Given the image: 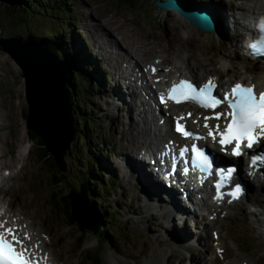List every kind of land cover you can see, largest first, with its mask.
<instances>
[{
  "label": "rangeland",
  "instance_id": "1",
  "mask_svg": "<svg viewBox=\"0 0 264 264\" xmlns=\"http://www.w3.org/2000/svg\"><path fill=\"white\" fill-rule=\"evenodd\" d=\"M65 1L68 5L66 7L68 12L54 9L53 5L45 0L44 4L41 3V7L52 10V12L42 13L43 11H40V9L35 10V12L26 11L23 14V18L26 19L23 24L17 23L16 5L9 3L7 5L8 9L0 12V38H19L27 42L44 39L52 43L56 34L63 32L62 28H68L67 38L69 42L67 41V46L64 45L65 41L61 44L62 55L68 53V48L70 51H75L73 41H75V45L76 41L80 44L82 51L80 54L83 53L82 55L85 56V62L82 61L81 68H74L77 71L75 100L81 105L89 103V106L80 108L77 105L79 111L77 109L72 114L73 127L75 125V128H73L71 142H68L67 147H65V143L68 140L69 132L67 131L68 125L66 128L65 122L70 119L62 118V122L63 119L65 122L62 123L60 141L65 143L62 150L58 151L57 156H60L64 150L65 155L63 157L64 164H60V167L57 166V173L63 174L60 175L63 179V185L60 188L62 191H68V194L73 195L71 190L82 192V189H84L85 194L88 192L93 196L95 195V199L87 203L92 209L91 217L94 224L85 221L86 228L83 229L85 243L82 249H79L76 243V240L81 236L79 226H67L64 216V212L67 213V202L61 200L62 194L58 192L55 186H51L56 179L54 175L55 168L51 167L49 158L43 159L45 152L41 153L40 143L31 144L29 141L27 133L29 131L27 127L28 103L25 95L26 79L23 76V71L1 47L0 155L4 154V157L0 159V167L10 168V176L14 178L12 181L6 179L5 182L8 184H3L5 190L1 192L0 198L3 197L5 201L12 202L16 210L23 209L37 227H42L41 230L50 234L54 243L53 252L60 264H91L87 262V253H97L99 264H147L148 255L141 250L144 246L147 249L153 246L155 247L154 250L158 248L165 249L167 251L166 258H169L171 256V250L168 249L170 246L168 244H158V240L155 238L160 233H164L162 229L154 225L155 220L158 223L162 219L160 212L158 213L156 207H153L158 206V204L151 203L152 208H150L149 213H155L156 218L150 221L148 210L143 205L140 208L141 202L134 199V194L137 191L134 180H129L128 176H124L121 171L114 174L105 165H109L110 161L107 153H112L113 162H111V166L116 167L120 162L119 155L129 154V148L133 143L131 133L136 132V129L130 128L131 117L123 109L113 107L114 104L111 107L106 106L109 98H107L105 92L103 95V90H101L102 85L105 84L103 79L105 73L102 74L104 72L102 68L106 65L103 63L100 71L95 58L91 55V53H94L96 57L97 54L101 57V51L93 43L86 22L95 25L91 22L109 19L110 21H116L120 26L137 31L144 40L151 43L154 41L152 39L156 38V43L153 42L152 44V51L144 58L143 62H140L141 66L146 63L152 64L158 56L166 59L167 63L171 60L173 64L177 63L179 65L183 62L178 59H187L188 56L191 58L188 62L192 65L197 64L196 71L203 78L216 76L219 77L220 82L229 81L230 79L232 81H247L253 78L256 82L262 81L263 83V75L257 76L255 73L256 70H263L261 63H257L255 70L251 72L245 70L244 65L241 63V57L245 51L242 49L244 37L235 36L240 30L234 28L232 24L234 20H238L241 24L247 22L242 18L243 13L238 6L243 0H222V4L229 10L228 22L231 25L226 27V37L222 35L223 33L219 35L201 31L188 21L184 19L182 21V17L176 12L163 13L155 5L158 0H129L132 2L133 7H127L125 5L126 0ZM185 1L192 4L189 2L191 0ZM229 1L236 4H234V8H230ZM196 3H201L200 5L206 7L212 4L211 0H196ZM244 6L249 7L250 3ZM69 22H73L77 29L73 31V28H69ZM123 29H120V34L128 36L130 32ZM117 34L119 33L117 32L114 35L117 36ZM81 37L86 40L88 49L82 43ZM87 60L95 61L92 62V68L87 67ZM225 63L230 65L229 68L233 71L230 70V72L225 73ZM66 66L68 67L67 63ZM180 71L183 74L185 73L183 69ZM66 81L68 84L69 80ZM91 83L92 86H90ZM77 116L81 117L80 123H76ZM134 119L137 120L135 117ZM83 120L87 122L84 123ZM141 128L142 126H139V129ZM103 147L108 148L107 156L100 154ZM26 151H28L27 154ZM19 152H22V154H19ZM40 159L44 160L43 163L40 162ZM99 168H104L100 174L96 172ZM89 176L90 179L95 181L92 186H90ZM96 182H100L97 189H101L102 194L93 193ZM85 184L88 186L87 189L83 187ZM263 184L260 183L259 190ZM85 194L82 195L83 199ZM100 197H102V201L99 199L100 201L97 202V198ZM76 199L80 198L76 197ZM83 199L74 201L76 203L80 202L82 205L84 203ZM143 200L146 199L143 198ZM51 201L57 204L59 210L52 209ZM263 201L264 195L252 193L246 201L244 200L231 207L225 219H220L223 231L221 236L225 242L226 252L224 260L217 258V264H226L227 261L233 259L234 261L239 259L240 262L250 261L251 264H264ZM85 206L84 210L87 208L89 210V207L85 208ZM107 211L108 214L115 212L116 222L108 221V219L103 220L102 215ZM82 217L85 219L84 216ZM97 224L100 225L104 233V240L97 239L94 236L93 232L94 229H97ZM207 232L203 237L208 239L211 244V229H207ZM243 235L245 237L242 238L246 242L242 245L240 238ZM194 249V252L200 254L203 258L206 257V259L204 258L205 263L213 257V249H210L205 255H203L201 248L195 246ZM182 254L187 259L181 261V257L178 256L174 264H194L192 260L188 259L191 254L193 255V252L183 251ZM168 264H170V261Z\"/></svg>",
  "mask_w": 264,
  "mask_h": 264
},
{
  "label": "bare ground",
  "instance_id": "2",
  "mask_svg": "<svg viewBox=\"0 0 264 264\" xmlns=\"http://www.w3.org/2000/svg\"><path fill=\"white\" fill-rule=\"evenodd\" d=\"M161 2H166L162 1V0H158ZM180 1V0H178ZM190 3H192L191 5L199 7L201 3H196V0H191L189 1ZM212 4L211 6H209L207 9H209V11L213 14V19L216 21V28L213 30V32L217 33V34H222L225 35L226 37V27H230V23L228 22V13L229 10H227V8L222 4V0H211ZM221 4H218V3ZM229 6L230 8H234V2L233 1H229ZM250 3L249 7H245L244 5ZM236 5V4H235ZM203 7H206L204 5H202ZM239 10L243 13V19L245 21H251L252 19H255L258 15H261L264 13V0H243L241 3H239ZM248 6V5H247ZM161 9V8H160ZM163 11V10H162ZM163 13L168 14V11H163ZM171 13V12H170ZM172 13H175L174 11H172ZM182 17V16H181ZM181 17H178L179 19ZM241 18V19H242ZM113 19V18H112ZM187 19H185L184 17L181 18V20L183 21ZM109 20V19H107ZM106 20V21H107ZM95 21V22H91V23H95V25H91L87 23V29L89 30L90 34L92 35L93 38V43L97 46V48L101 51V57H99V54L96 55L93 53V56L97 62V64L101 65V63H105V67L102 68V71H104L103 73L107 74V81L105 82V84L102 85V89L103 90V95L104 92L107 94V98H109L108 102L106 103V106L111 107L112 104L113 107L116 108H120L121 110L123 109L125 113L127 114H131L134 113L135 111L138 112V116L140 117V120H142L144 125H147L150 123L145 120L146 118V111H145V107L144 105H138V108L136 110V105H134V103H131L129 96L132 98V100H135L137 98L135 93H132V95L129 93L128 94H124V81L123 79H125L124 77L127 75V77L129 76V63L132 65L133 63L136 64V66H139V63L143 60L144 58L152 51V44L153 42L156 43V38L152 39L154 41H152V43L150 41L144 40L140 34L137 33V31H133L130 30L127 27H123L122 25L120 26L119 24H117L116 21ZM231 21V20H230ZM189 22V21H188ZM242 22V21H241ZM186 23V22H185ZM190 24L193 25V23L189 22ZM187 24V23H186ZM189 26V24H187ZM234 28H237L238 30H240V32L238 31V34H236L235 36H238L239 38L244 37L245 34H243L246 25L245 24H241L238 20H234L233 24ZM195 26V25H193ZM117 28H119V30H117ZM124 28V29H123ZM120 29L129 31L130 34L128 36H125L123 34H120L121 31ZM225 31V33H224ZM119 33L117 34V36H115V33ZM204 32V31H203ZM212 33V32H209ZM228 37V36H227ZM57 38V36L55 37ZM11 39H16V38H11ZM89 39V38H88ZM26 41V40H25ZM25 45H30L31 47H29V49H39L40 52H47L48 54H50L51 56H53V58H57L53 55V53H51L49 50L47 49H43L42 47L38 46L34 41H31L30 44H28V42H25ZM76 46L80 49V44L76 41ZM238 47V46H237ZM90 49V48H89ZM244 50V48H242ZM180 51H182L181 49H179ZM38 53L39 51L36 50ZM40 54V53H39ZM12 57V59L21 67L22 71H23V76L26 79V92L27 95L29 93V89H28V79H27V74L25 72L24 67L20 64L19 62V56L16 54V56L14 55V57L12 55H10ZM182 57V56H181ZM185 57V56H184ZM82 58L84 59L85 56L82 55ZM241 63L244 65V69L248 70V71H252L255 70L256 67V63L255 61L251 60L248 56H246L244 53L242 54L241 57ZM37 59V58H36ZM191 58L187 56V59H183L181 58V60L183 61V63L185 64V69H183V65L180 66V69H183L186 72V75L190 76L193 80L196 81H202L203 78L201 76V74H199L196 71L197 68V64L192 65L190 64L188 61ZM54 60H58V59H54ZM160 62L158 63V67L163 66V72L165 73L163 75V79L165 80V85H168L171 83V81L175 78H177V74L181 73L180 76H182V72H179L178 68L176 65H172L171 68L172 69H168L169 67V63H167V60L164 59L163 57H159ZM46 62L45 66H46V72L49 71V76H52V78H55L56 81H59V76L60 73L58 72L59 76L56 74L55 70L52 69V67L49 68L48 61L44 60ZM126 62L128 65H123V63ZM35 63L37 64L38 67V71L36 69V74H39L38 77H40V66L42 68L43 64H42V60L41 61H35ZM179 63V62H178ZM229 63V62H228ZM141 64V63H140ZM95 66V65H94ZM146 66V64H145ZM144 66V67H145ZM241 66V65H239ZM230 65H228L227 63H225L224 65V72L228 73L231 71H233V69L229 68ZM232 67V66H231ZM96 68V67H95ZM241 68V69H243ZM173 70V71H172ZM172 71V72H171ZM244 71V70H242ZM169 72V73H168ZM102 73V74H103ZM244 74V73H243ZM99 76V75H98ZM234 77V76H233ZM98 78V77H97ZM41 78H39L38 83ZM238 80H234L232 81L231 79L228 81H223L220 84V88L221 89H228L229 86H231L232 84H235V82L237 83ZM42 82H44V80H42ZM230 82V83H229ZM249 84H256L258 89L260 90H264V73H263V83L261 82H255L254 79L248 80ZM59 84V82H58ZM31 86V85H30ZM100 87V86H99ZM104 87H106V89H104ZM98 89V88H97ZM99 90V91H101ZM55 92L58 94L59 90L58 87L55 89L54 92H52L53 96H45V101H44V106H42L45 109V115L42 118V120L44 121L42 129H45V132L47 134V142H48V146L50 147V149L57 155L58 151L62 150V148L64 147V141H60V137H61V127H62V123L65 122L63 119L62 122V118L65 117L64 116V109L62 104L60 103V96L62 94V92L60 91V94L58 96V98L55 95ZM26 95V101L27 103H29L28 101V97ZM41 96V95H40ZM43 99V98H42ZM42 103V102H41ZM42 105V104H41ZM170 112V110L168 111ZM144 113H145V117H144ZM28 114H29V104H28ZM131 120V124L129 125L131 129H136V132H132V144H131V148H129V154H126L128 157H132L135 158L138 161V156L140 154L141 149L146 148L147 150L154 148L157 146V142H158V137L157 135L159 134H165V136L170 137L172 135L171 132V128H169V123L167 122L164 127H161L160 129V133H159V129L156 127L155 130H153L151 127L150 128H141L139 129V122H136L133 118H130ZM74 121V120H73ZM69 122V121H68ZM68 122H65L66 124ZM40 124H42L40 122ZM33 124L30 125L29 121H27V127L28 130L30 131V127L32 128ZM33 127L37 126L34 124ZM67 128V126H66ZM39 129V128H38ZM44 129L42 131H44ZM41 132V131H40ZM131 152V153H130ZM19 154H22V152H19ZM124 156V154H122ZM3 157V156H2ZM0 156V159L2 158ZM59 158V156H57ZM119 164V163H118ZM117 164L116 166H112L110 167L111 171L114 172V174L119 172V168L120 166ZM118 169V170H117ZM17 175V173H16ZM14 177L10 176L9 177V181H12ZM128 179L131 180L133 179L134 181H136V176L131 172L130 174H128ZM135 189L137 190L136 193L134 194V199L138 200V202H141V205L139 206L140 208L142 207V205L148 210V214L150 215L149 220L151 221L152 219H155V213H149L150 208H152L150 202L152 201H161V196L159 194L162 195V197L165 196V194H163V190L161 187H158V189L162 192H159V190L157 188L156 192H153L152 189L150 188V185H148V182H146V180L143 177H139L138 178V184H134ZM4 188L0 187V195L1 192H4ZM173 194V193H172ZM257 195H264V187L258 192L256 193ZM173 195H175L176 200H174L173 202L169 203L168 205L170 207H165V203L164 202H160L161 206H157L158 209H156L158 211V213L160 212L161 218L162 220L158 221V223L156 222L157 220H155V226L157 228H160L164 231V233H160L159 235H157L155 238L158 240V244L160 245H169L171 250V256L169 258H166V250L165 249H156L154 250L153 247H150L149 249L146 248V246L143 247V249H141L143 252L145 251L148 255V263L147 264H168V262L170 261V264H174V261L176 260V258L181 257V261H184L185 259H187L185 256H183L182 252L186 251V252H193V255L191 254L190 257L188 259L192 260L194 264H217L216 262V257L213 258V260L211 259V263L206 262L202 256H200V254H197L195 251V244H199L201 245L202 249L205 252H209V250H212V245L209 243L208 239H206L205 237H203V235L201 236H197V240L193 243V239H194V233L192 232V228H191V220L189 218H186L184 220V225L182 228L179 227V221H181V217L180 216H185L186 214H188V209L182 205L181 201L179 203V199L177 198L176 194L174 193ZM170 197V196H168ZM147 199L149 200V202H146L143 200ZM172 198V197H170ZM8 203H2L3 206L5 207H10L12 209L9 208V213L11 215L12 218H16L19 217V220H17V222L22 226H24L25 228V232L24 234H30V236L33 238V244H37L38 242H40L41 248L45 249L46 252H48V255L50 257V261L54 262L56 264V260L53 257V254L50 252L51 248L48 246L47 241H46V237H50V234L47 231L41 230L40 227H37V225L35 224V222L27 215V213L23 210V209H19L17 212H14L13 210V203L7 201ZM242 202V201H241ZM256 202V201H255ZM240 203V202H239ZM257 203V202H256ZM258 204H262V203H258ZM264 204V201H263ZM234 205H237V203H235ZM181 206V208L179 207ZM82 208V207H81ZM86 208V206H85ZM231 208V206L229 207ZM210 213V212H209ZM212 213V212H211ZM213 214V213H212ZM196 220H195V227H198V225H202V222H204L205 217H197L196 215L193 216ZM203 219V220H202ZM86 222H90V219L88 217H85V219L83 217H81L80 219V223L82 225L83 228H86V226L84 225ZM153 222V221H152ZM165 223H168V226H165ZM213 225V229H220L221 230V234H222V225L220 224V221L217 220L216 222L212 223ZM211 225H206L205 224V229L209 228ZM97 230V229H94ZM36 232V235H35ZM94 236H97V232L94 231ZM173 234V235H172ZM165 236V237H164ZM193 243V244H192ZM225 242L224 240H221V245H224ZM135 247V245H134ZM163 247V246H162ZM198 251V250H197ZM205 252H203V255H205ZM195 256V259H194ZM180 261V262H181ZM113 263V262H111ZM119 264V263H116ZM180 264V263H179ZM226 264H251L250 261H242L240 262L239 259H236L234 261H228Z\"/></svg>",
  "mask_w": 264,
  "mask_h": 264
},
{
  "label": "snow or ice",
  "instance_id": "3",
  "mask_svg": "<svg viewBox=\"0 0 264 264\" xmlns=\"http://www.w3.org/2000/svg\"><path fill=\"white\" fill-rule=\"evenodd\" d=\"M261 28L264 29V21L261 22ZM251 52L254 56L264 57V35L249 45ZM156 69H153L155 72ZM215 85L211 80L205 83L203 86H197L196 84L188 81L181 80L178 84H173L169 89L167 97L163 93L160 94V103L166 104L167 100L174 101L175 103H181L182 101H195L201 107L205 109H215L222 101L227 102V106L231 109L227 113L231 119L221 129L220 125L215 126V133L206 122L212 117H205L204 127L208 129V135L213 140L216 139L218 134L219 144L221 146H228L234 144L231 149V155L240 157L244 155L242 152V144L246 142L248 149H252L255 144L264 140V92L256 94L254 87H248L236 83L232 88L230 94H225L222 98H217L213 95V89ZM189 115H191L189 113ZM220 118V113H217L215 119ZM184 117L177 119L174 130L177 133H181L184 137H193V133L186 130L185 126L180 123V120ZM195 139H201V137H194ZM188 148L181 149L180 156H183ZM191 151L195 153L196 159H198L202 166L205 168H211L209 158L203 151L197 148L195 145L191 147ZM264 164V152H260L257 155L251 156L252 165H256L257 162ZM175 167V166H174ZM188 169L185 168L184 172L187 173ZM220 182L215 187L217 191V199L221 198L220 189L225 180L231 178L235 172V168L219 169ZM242 189L237 184L230 195L235 199L238 198ZM7 221H0V264H42V261L46 262L47 257H38L34 255V252L29 248L25 241H30L31 236L28 234L20 235V230L15 227H5ZM35 248H39L37 243Z\"/></svg>",
  "mask_w": 264,
  "mask_h": 264
},
{
  "label": "water",
  "instance_id": "4",
  "mask_svg": "<svg viewBox=\"0 0 264 264\" xmlns=\"http://www.w3.org/2000/svg\"><path fill=\"white\" fill-rule=\"evenodd\" d=\"M156 6L158 8H161L163 10H167V11H177L178 14L182 17H184L185 19H187L189 22L193 23V25H195L196 27L202 29L203 31L206 32H211L212 30H214L216 28V21L213 19V14L209 11V9L205 8V7H196L193 6L191 4H186L183 3L181 1L178 0H167L166 2H161V1H157L156 2ZM0 47L9 55H12L14 57V55L16 56V54L19 56V62L20 64L24 67L27 76V83H28V89H29V93L27 95V99L29 101V114H28V121L30 123V125L34 124L37 126L32 128L30 127V130L33 131L34 133H37V135L39 137H41L47 147V151L53 156L57 166L60 167V164H64L63 162V157H64V152L65 150L62 152V154L59 156V158L57 157V155L50 149L47 142V134L44 131H42V127L44 121L42 120V118L45 115V109L42 107L44 106V101H45V96H53L52 92L55 91V89L58 87V94L55 92L56 97L58 98L60 91L62 92L61 96H60V103L63 106V113L65 116V119H70L69 122L66 124V126L68 125L67 131L69 132L68 137L65 143V147L68 146V142H71V138L73 135V131H72V126H73V120H72V114H71V107L69 104V100H68V96H67V91H66V84L67 81L69 80V76H70V69L66 66L65 63H62L58 60H54L57 58H53V56H51L50 54H48L47 52H40L39 49L33 48V49H29V47H31L30 45H25V43L23 41H21L20 39H4V38H0ZM38 50L39 53L36 51ZM54 55V54H53ZM56 57V56H55ZM37 58V59H36ZM42 60V68L40 66V77H38L39 74H36V69L38 71V67L37 64L34 62L35 61H41ZM48 61L49 63L48 66L49 68L52 67L53 70H55L56 74L59 76L58 72L60 73L59 76V84L56 81L55 78H52V76H49V71L46 72V62L44 61ZM39 78H41L42 80H44V82L39 81ZM31 85V86H30ZM41 95V96H40ZM43 98V99H42ZM42 102V103H41ZM42 104V105H41ZM40 122L42 124H40ZM39 128V129H38ZM41 131V132H40ZM84 190L82 189V192L79 194H73L72 196L70 195L69 198L74 200V198H81L83 199L84 195ZM73 216L75 217L76 220V214L73 211ZM97 230H95L97 232V237L101 238L104 240V234L101 230L100 225H98ZM84 228H82L83 230Z\"/></svg>",
  "mask_w": 264,
  "mask_h": 264
},
{
  "label": "trees",
  "instance_id": "5",
  "mask_svg": "<svg viewBox=\"0 0 264 264\" xmlns=\"http://www.w3.org/2000/svg\"><path fill=\"white\" fill-rule=\"evenodd\" d=\"M50 3L49 4H51L52 3V5H53V8L55 9V8H58L59 10H61L62 12H65L67 9L65 8L66 7V5H67V3H66V1L65 0H48ZM9 3H11L12 5L14 4V5H16V7H17V9H16V13H18L17 14V16H16V19H17V23H19V24H23V22L26 20V19H24L23 18V14L24 13H26V11H34L35 12V10H38V9H40V11H43L42 13H46V12H48V11H50L49 9H43L42 7H41V3L42 4H44L45 3V0H0V12L2 11L3 12V10L5 11L6 9H8L7 8V5L9 4ZM132 2L131 1H129V0H126V2H125V5H130V6H132V4H131ZM32 9V10H31ZM50 12H52V10L50 11ZM57 36H59V38L61 39V36L62 37H65L66 36V34H63V33H61V34H56ZM59 39V40H60ZM57 41H58V39L57 38H54V41L51 43V44H49V45H47L46 43L45 44H43V43H41V45H44L43 47L42 46H40V47H42L43 49H47V50H49L51 53H56L57 55H60V46H61V43H57ZM60 41H62V40H60ZM45 42H50V41H46L45 40ZM36 44H37V41L35 42ZM64 59V58H63ZM70 60V59H69ZM70 62L73 64L74 62L72 61V60H70ZM71 79V85H70V88H71V91H70V97H71V100H73V96H75V94L73 93V91H75L74 90V88H72L73 87V85L75 86V84H76V80L74 79V77L73 78H70ZM73 89V90H72ZM88 106L87 105H83V108H87ZM74 109H75V104H74ZM27 112H28V110H27ZM77 122H79V120H76V123ZM28 133V137H29V140H30V137H31V139H32V141L34 142V143H37V142H39L40 144L39 145H41L40 147H41V149H40V151H41V153L43 152H45V154H43V155H45L44 157H43V159H45V158H49V160H51V167L54 169L55 168V171H54V175H55V180L53 181V184L51 185V186H55V188L58 190V192L60 193V194H62V197H60V199L61 200H65L66 202H67V213L65 214V212H64V216H65V220H66V222H67V224H68V226H70V227H75L76 226V223H75V221H74V218L72 217V207H71V202L70 201H67L68 199H67V193H68V191L66 192L65 190L64 191H62L60 188H61V186L63 185V179L60 177V175H63L62 173H57V168H56V166H55V164H54V162H53V159H52V157L50 156V154H48V153H46V150H45V147H44V144H42L43 142H42V138L40 139L37 135H35L34 133H32V132H30V131H28L27 132ZM43 159H40V162L41 163H43ZM63 177V176H62ZM54 188V189H55ZM55 189V190H56ZM51 206H52V208H54V209H56V210H59L58 208H57V204L54 202V201H51ZM58 207H59V204H58ZM78 241H79V249H81L82 247H83V245H84V243H85V236H83V234H81V236H80V238L78 239ZM88 259H89V262L90 263H93V264H99L98 263V261H97V254H93V255H89L88 256Z\"/></svg>",
  "mask_w": 264,
  "mask_h": 264
}]
</instances>
